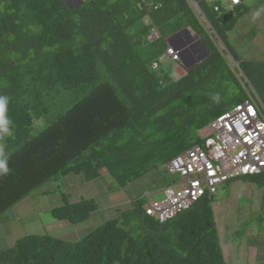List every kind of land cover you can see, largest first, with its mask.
Wrapping results in <instances>:
<instances>
[{
    "label": "trees",
    "instance_id": "1",
    "mask_svg": "<svg viewBox=\"0 0 264 264\" xmlns=\"http://www.w3.org/2000/svg\"><path fill=\"white\" fill-rule=\"evenodd\" d=\"M241 8L207 0H79L75 7L65 0H0V95L10 97L14 125L11 136L0 137L11 169L0 176V217L73 174L88 182L105 171L125 186L160 170L177 176L161 180L162 187L174 186L179 177L167 164L202 147V132L247 101L249 87L264 106V61H241L228 42L248 12H233ZM184 29L201 40L207 58L175 80L160 59L168 38ZM231 79L237 91L223 94ZM240 179L264 185V172L226 185ZM145 192L75 242L25 236L0 250V264L239 260L223 253L213 197L160 223L145 213ZM96 208L79 200L51 215L77 223Z\"/></svg>",
    "mask_w": 264,
    "mask_h": 264
},
{
    "label": "rangeland",
    "instance_id": "2",
    "mask_svg": "<svg viewBox=\"0 0 264 264\" xmlns=\"http://www.w3.org/2000/svg\"><path fill=\"white\" fill-rule=\"evenodd\" d=\"M65 1L71 7L79 4V0ZM242 5L248 12L239 18L236 27L228 34L230 48L241 61H264V0H242ZM243 8L233 12L237 14ZM255 12H260V15L253 19ZM179 39L184 40L182 37ZM165 62V57L160 59V63L165 64ZM192 63L191 61L181 63L182 65L166 63L164 68L172 70L171 75L177 80L184 76L185 65ZM236 84L232 79L225 81L222 85L225 86L222 89L223 94L226 91L230 93L232 90L237 91ZM36 132L38 130L35 129L33 133ZM176 178L177 176H170L166 171L159 170L158 173L152 172L140 181L124 186L118 180L111 179L104 171L100 172L98 180L87 182L83 175L73 174L49 183L0 217V250L8 248L15 241L28 235H44L66 242H75L107 218H111L116 209L127 206L129 198L138 196L144 191L149 202L163 201L165 189L161 180L165 179L172 183ZM87 199L93 201L97 208L96 212L89 214L82 222L71 223L67 220L55 219L51 215V211L55 208ZM212 206L216 208L218 215L216 217L221 241L225 240L223 251L231 259H235L236 255L240 256L236 264H244V262L256 264L257 257L259 262L262 261L264 185L251 184L240 179L228 186H220L217 195L213 197Z\"/></svg>",
    "mask_w": 264,
    "mask_h": 264
},
{
    "label": "built area",
    "instance_id": "3",
    "mask_svg": "<svg viewBox=\"0 0 264 264\" xmlns=\"http://www.w3.org/2000/svg\"><path fill=\"white\" fill-rule=\"evenodd\" d=\"M207 1H222L227 8L241 4V0ZM182 56L195 57L194 43L179 41L169 47L165 63L178 65L186 59ZM247 92V101L220 116L202 132V147L194 146L167 164L168 172L178 175L179 179L164 190L163 201L147 200L145 213L149 218L163 223L200 198L216 196L218 187L229 181L264 172V106L251 87ZM185 161L189 166H185Z\"/></svg>",
    "mask_w": 264,
    "mask_h": 264
},
{
    "label": "clouds",
    "instance_id": "4",
    "mask_svg": "<svg viewBox=\"0 0 264 264\" xmlns=\"http://www.w3.org/2000/svg\"><path fill=\"white\" fill-rule=\"evenodd\" d=\"M259 15H260V12H255L253 14V19L258 18ZM195 55H196V53H195ZM181 63L183 64L185 62L183 61ZM214 99L219 101V95L217 94L214 97ZM9 102H10L9 96L0 95V137L11 136L13 133V127H14L13 121L7 115ZM9 172H11V169L8 166L7 155H6V152L4 150V147L2 145H0V176L7 175V174H9ZM147 200H148V197H147Z\"/></svg>",
    "mask_w": 264,
    "mask_h": 264
},
{
    "label": "water",
    "instance_id": "5",
    "mask_svg": "<svg viewBox=\"0 0 264 264\" xmlns=\"http://www.w3.org/2000/svg\"><path fill=\"white\" fill-rule=\"evenodd\" d=\"M183 38L184 40H181L179 38ZM196 39V41H195ZM168 44L170 47H173L175 45H177L176 42H179V41H183L184 43L186 42H191V43H194L195 45V57L193 59L191 58H186L185 56H182L183 58H186V59H183L184 62H193L191 65H185V69H190L191 67L195 66L196 64L200 63L201 61H204L206 58H207V51L206 49L204 48L202 42L200 39H198L197 36H194L188 29H184L182 31H179L178 33L174 34L173 36L169 37L168 38ZM196 60V61H194Z\"/></svg>",
    "mask_w": 264,
    "mask_h": 264
},
{
    "label": "crops",
    "instance_id": "6",
    "mask_svg": "<svg viewBox=\"0 0 264 264\" xmlns=\"http://www.w3.org/2000/svg\"><path fill=\"white\" fill-rule=\"evenodd\" d=\"M241 3H242V0H241ZM230 244H231V243H230ZM231 246H232V244H231ZM223 253H224L227 257H229L228 254H227L226 252L223 251ZM235 260H236V261L234 262V264H236V262L238 261L237 259H235ZM255 260H256V262H255L256 264H264V260H262V261H260V262L258 261V258H255ZM244 264H247V263L244 262Z\"/></svg>",
    "mask_w": 264,
    "mask_h": 264
},
{
    "label": "snow or ice",
    "instance_id": "7",
    "mask_svg": "<svg viewBox=\"0 0 264 264\" xmlns=\"http://www.w3.org/2000/svg\"><path fill=\"white\" fill-rule=\"evenodd\" d=\"M249 111L251 112L252 110L251 109H249ZM184 164H185V166H189L188 164H187V162L185 161V162H183Z\"/></svg>",
    "mask_w": 264,
    "mask_h": 264
}]
</instances>
